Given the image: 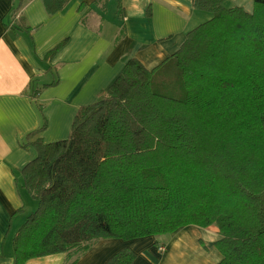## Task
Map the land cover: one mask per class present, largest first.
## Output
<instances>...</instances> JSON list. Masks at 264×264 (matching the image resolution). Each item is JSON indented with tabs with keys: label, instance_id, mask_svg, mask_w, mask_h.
<instances>
[{
	"label": "trees",
	"instance_id": "trees-1",
	"mask_svg": "<svg viewBox=\"0 0 264 264\" xmlns=\"http://www.w3.org/2000/svg\"><path fill=\"white\" fill-rule=\"evenodd\" d=\"M70 1L42 0L49 14ZM192 5L210 19L175 53L151 70L128 61L68 138L44 143L43 123L30 134L36 156L21 176L37 207L12 239L13 264L186 226L217 228V264H264V0L251 14L225 0ZM134 259L122 249L106 264Z\"/></svg>",
	"mask_w": 264,
	"mask_h": 264
},
{
	"label": "crops",
	"instance_id": "crops-1",
	"mask_svg": "<svg viewBox=\"0 0 264 264\" xmlns=\"http://www.w3.org/2000/svg\"><path fill=\"white\" fill-rule=\"evenodd\" d=\"M17 1L0 0V264H13L12 239L37 207L21 176L36 156L24 146L30 134L43 123L37 136L44 143L68 138L78 110L104 98L128 61L153 69L210 19L192 0H71L54 14L30 0L13 14ZM225 5L253 11V0ZM219 239L215 226H186L168 236L99 240L71 260L61 253L26 264H106L122 249L135 255L132 264H217Z\"/></svg>",
	"mask_w": 264,
	"mask_h": 264
},
{
	"label": "built area",
	"instance_id": "built-area-1",
	"mask_svg": "<svg viewBox=\"0 0 264 264\" xmlns=\"http://www.w3.org/2000/svg\"><path fill=\"white\" fill-rule=\"evenodd\" d=\"M159 250H160V251H163V250H164V248H163V247H160V248H159Z\"/></svg>",
	"mask_w": 264,
	"mask_h": 264
},
{
	"label": "rangeland",
	"instance_id": "rangeland-1",
	"mask_svg": "<svg viewBox=\"0 0 264 264\" xmlns=\"http://www.w3.org/2000/svg\"><path fill=\"white\" fill-rule=\"evenodd\" d=\"M34 211H35V210H34ZM34 211H32L31 213H33ZM31 213H30V214H31Z\"/></svg>",
	"mask_w": 264,
	"mask_h": 264
}]
</instances>
